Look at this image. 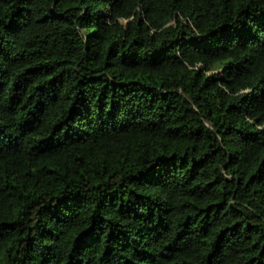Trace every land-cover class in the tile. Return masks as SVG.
<instances>
[{
	"label": "trees",
	"instance_id": "trees-1",
	"mask_svg": "<svg viewBox=\"0 0 264 264\" xmlns=\"http://www.w3.org/2000/svg\"><path fill=\"white\" fill-rule=\"evenodd\" d=\"M0 264H264V0H0Z\"/></svg>",
	"mask_w": 264,
	"mask_h": 264
}]
</instances>
